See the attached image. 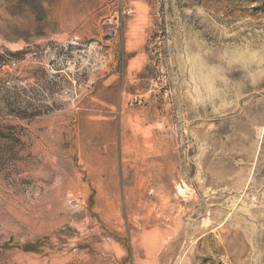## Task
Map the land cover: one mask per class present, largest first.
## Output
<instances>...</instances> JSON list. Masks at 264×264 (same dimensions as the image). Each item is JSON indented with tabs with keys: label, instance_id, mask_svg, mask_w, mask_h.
<instances>
[{
	"label": "rangeland",
	"instance_id": "obj_1",
	"mask_svg": "<svg viewBox=\"0 0 264 264\" xmlns=\"http://www.w3.org/2000/svg\"><path fill=\"white\" fill-rule=\"evenodd\" d=\"M0 264H264V0H0Z\"/></svg>",
	"mask_w": 264,
	"mask_h": 264
}]
</instances>
